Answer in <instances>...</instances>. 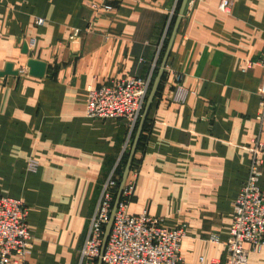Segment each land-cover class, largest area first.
<instances>
[{"label":"crops","instance_id":"obj_1","mask_svg":"<svg viewBox=\"0 0 264 264\" xmlns=\"http://www.w3.org/2000/svg\"><path fill=\"white\" fill-rule=\"evenodd\" d=\"M94 1L0 0V70H19L0 77V192L29 207L26 264H79L101 185L133 141L123 120L87 115V88L145 77L157 57L159 70L179 0H109L113 13L93 10ZM221 1L189 0L130 170L129 212L186 223L187 264H225L251 142L264 140V0H233L230 12ZM74 27L79 43L69 40ZM30 58L46 62L43 77L29 74ZM175 72L189 90L181 104L171 101ZM248 262L264 264V248Z\"/></svg>","mask_w":264,"mask_h":264},{"label":"built area","instance_id":"obj_2","mask_svg":"<svg viewBox=\"0 0 264 264\" xmlns=\"http://www.w3.org/2000/svg\"><path fill=\"white\" fill-rule=\"evenodd\" d=\"M90 6L93 10L105 13L115 11L114 4L109 0L94 1ZM232 6L233 0H222L219 9L230 12ZM176 13V10H172L163 41L168 38V30ZM35 21L41 25L45 20L37 17ZM81 38L82 29L72 28L70 42L79 43ZM159 62L157 57L145 77L123 76L99 86H88L87 115L102 120L108 118L123 120L129 129L128 139L133 140ZM173 86L171 101L184 103L189 90L184 85L183 74L174 73ZM258 118L260 121L264 120V75ZM130 147L128 144L124 146L122 157ZM250 153L249 174L234 203L233 222L230 236L226 241L228 257L225 264H249V253L260 252L264 248V191L260 187L264 171V140L261 134L252 139ZM121 161L122 158H119L101 185L99 198L89 218L86 237L79 252V264H97L100 256L102 264H187L181 252L182 241L186 236V223L167 227L164 224V217L151 214L147 210L136 214L129 212L138 174L136 170L129 172L101 254L105 228L118 192L120 178L118 170ZM37 168V161L31 160L29 170L36 171ZM28 215L29 207L21 199L5 196L0 192V264H26L33 247ZM210 239L218 241L217 236H211ZM211 264L221 262L213 259Z\"/></svg>","mask_w":264,"mask_h":264},{"label":"water","instance_id":"obj_3","mask_svg":"<svg viewBox=\"0 0 264 264\" xmlns=\"http://www.w3.org/2000/svg\"><path fill=\"white\" fill-rule=\"evenodd\" d=\"M188 2H189V0H182V2H181L177 17L175 19V22H174V25H173V28H172V31H171V34H170V37H169L168 46L166 48V51H165V54L163 56V59H162L160 68H159V70L157 72V75L155 76L151 91H150V93H149V95L147 97L142 117H141L140 122L138 124L135 136L133 138V141H132V144H131V147H130V150H129L128 158H127L126 165H125V168H124V171H123V174H122L121 183H120V186H119V189H118L117 196L115 198V202H114V206H113V209H112V212H111V215H110V219H109V222L107 223L106 228H105L101 254L104 251V248H105V245H106V242H107V239H108V235H109L111 227H112L114 214H115L116 208H117L118 203H119L120 198H121L122 190H123L125 182H126V180L128 178L129 172H130V170L132 168L133 160H134V157L136 155L138 144H139V141H140L143 129H144L145 121L147 119V116H148L149 110L151 108L152 102H153V100H154V98H155V96H156V94L158 92V89L160 87L161 80H162L164 72H165V67L167 65V61H168V58H169V54H170L174 39L176 37V34H177L178 30H179L182 18H183L184 14H185ZM27 48H28V46L25 45L23 51L27 52ZM27 64H28V67H29V74L30 75H33V76H36V77H43L45 75L46 67H47L46 62H44L42 60L30 58L28 60ZM8 74H12V75H18L19 74V70L14 68V64L13 63H7L5 68H4V70H0V77L8 75ZM97 264H102L101 256L98 259V263Z\"/></svg>","mask_w":264,"mask_h":264},{"label":"trees","instance_id":"obj_4","mask_svg":"<svg viewBox=\"0 0 264 264\" xmlns=\"http://www.w3.org/2000/svg\"><path fill=\"white\" fill-rule=\"evenodd\" d=\"M181 2H182V0H179L178 1V4H177V8H176V14L173 16V18H172V21H171V24H170V27H169V33H171V31H172V28H173V25H174V22H175V19H176V17H177V14H178V11H179V8H180V5H181ZM168 38H169V36H168ZM168 38H167V40H168ZM158 70V69H157ZM157 75V71H156V74H155V76ZM163 78H164V76H163ZM163 78H162V80H163ZM161 87H162V81H161V84H160V87H159V89H158V91L161 89ZM157 94H158V92H157ZM156 94V95H157ZM138 127V126H137ZM146 127H147V119H146V121H145V124H144V129H143V132H142V135H141V138H140V141H139V144H138V148L140 147V144H141V142H142V139H143V136H144V131L146 130ZM137 130V129H136ZM135 133H136V131L134 132V134H133V138H134V136H135ZM138 148H137V150H138ZM128 154H129V151L128 152H125V154L123 155V157H122V161H121V165H120V167H119V170H118V172H119V186H120V183H121V178H122V174H123V171H124V168H125V165H126V161H127V158H128ZM134 161H135V157H134V160H133V164H132V167H133V165H134ZM119 188V187H118Z\"/></svg>","mask_w":264,"mask_h":264}]
</instances>
